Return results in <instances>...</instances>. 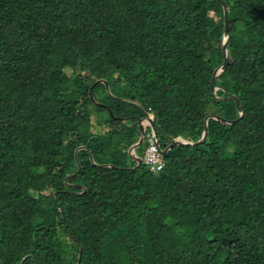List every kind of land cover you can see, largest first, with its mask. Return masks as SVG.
<instances>
[{
	"label": "trees",
	"instance_id": "1",
	"mask_svg": "<svg viewBox=\"0 0 264 264\" xmlns=\"http://www.w3.org/2000/svg\"><path fill=\"white\" fill-rule=\"evenodd\" d=\"M223 2L211 85L218 0H0V264H264V0ZM146 116L197 144L151 172Z\"/></svg>",
	"mask_w": 264,
	"mask_h": 264
},
{
	"label": "water",
	"instance_id": "2",
	"mask_svg": "<svg viewBox=\"0 0 264 264\" xmlns=\"http://www.w3.org/2000/svg\"><path fill=\"white\" fill-rule=\"evenodd\" d=\"M221 5H222V8H223V21H224V26H223V31H224V35H225V40H224V43L222 44V52H223V61L222 63L220 64V66H218L216 69H214L213 73H212V77H211V80H210V84L213 85V80L215 79V77L220 74L226 67V65L229 63V58L227 57L226 55V43H227V40H228V37H229V34H228V19H227V8L223 2V0H218ZM227 99H232L236 102V98L234 96H228ZM238 110L240 111V114L242 115V112H241V108L238 106ZM147 120H149L150 122V125L152 127V130L154 131V124H153V121L151 120V118L149 117H146ZM221 120V119H220ZM224 122V120H221ZM233 121H230V123H232ZM138 128L140 129L141 131V122L138 121ZM205 136H206V128L203 132V135H202V138L200 141H204L205 140ZM142 140H143V132L141 131V136H140V139L137 141V143H135L128 151V154L130 155V157L132 159H134L135 161H137L138 163H140V160L138 158H135L131 155V151L133 149H135L136 147H138L141 143H142ZM190 143L188 142H185V141H182V140H172L166 147L165 149L161 150L162 154L165 155V153L171 149L172 147L176 146V145H188ZM193 145L197 144V143H192ZM78 170H79V166H78Z\"/></svg>",
	"mask_w": 264,
	"mask_h": 264
},
{
	"label": "clouds",
	"instance_id": "3",
	"mask_svg": "<svg viewBox=\"0 0 264 264\" xmlns=\"http://www.w3.org/2000/svg\"><path fill=\"white\" fill-rule=\"evenodd\" d=\"M227 8V7H226ZM223 33H224V31H223ZM229 34V33H228ZM224 35V34H223ZM224 40H225V35L223 36V39H222V44L224 43ZM223 53V52H222ZM223 55V54H222ZM227 55V54H226ZM228 57V56H227ZM146 117H148V116H146ZM146 117H141L140 119H138V121H140L141 122V131L143 132V140L144 139H147L146 140V142H147V146L145 147V149H144V153H143V156L141 157V158H139V157H137V156H135L134 155V151H135V149H133L130 153H131V155L133 156V157H135V158H138L139 160H140V163H144L145 164V162H144V156H145V153H146V151H147V149L150 147V139L151 140H153L154 141V144H155V146L157 147V149H158V153H159V156H160V158H161V163H162V167L159 169V170H156V171H151L150 169H149V166L147 165V164H145L146 166H148V169L151 171V172H158V171H160L162 168H163V165H164V161H163V154H162V152H161V150H163L160 146H159V142H158V138H157V136H156V133H155V128H154V131L152 130V127H151V125H150V122H149V120H147L146 119ZM151 118V117H150ZM151 120H152V118H151ZM138 121H137V123H138ZM142 121H144V123L142 124ZM145 122H146V124H145ZM146 126H149L150 127V133H146ZM140 130V129H139ZM140 135H141V132H140ZM142 140V141H143ZM182 141H184V140H182ZM185 142H187V141H185ZM137 143V142H136ZM188 143H190V142H188ZM196 143V142H195ZM135 144V143H134ZM133 144V145H134ZM190 144H192V143H190ZM190 144H188V145H190ZM132 145V146H133ZM131 146V147H132ZM130 147V148H131ZM129 148V149H130ZM165 149V148H164ZM129 151V150H128ZM134 160V159H133Z\"/></svg>",
	"mask_w": 264,
	"mask_h": 264
},
{
	"label": "built area",
	"instance_id": "4",
	"mask_svg": "<svg viewBox=\"0 0 264 264\" xmlns=\"http://www.w3.org/2000/svg\"><path fill=\"white\" fill-rule=\"evenodd\" d=\"M144 162L149 166L151 171L159 170L162 167L161 158L158 153V149L154 144V141L150 139V147L147 149Z\"/></svg>",
	"mask_w": 264,
	"mask_h": 264
},
{
	"label": "rangeland",
	"instance_id": "5",
	"mask_svg": "<svg viewBox=\"0 0 264 264\" xmlns=\"http://www.w3.org/2000/svg\"><path fill=\"white\" fill-rule=\"evenodd\" d=\"M208 16L211 17V19L214 20V21L217 20V17H216V16H213L212 13H211V14H208ZM204 19H205V18H204L203 15H199V16H197V19L195 20V22L198 23V24H204V22H205ZM224 99H227V97H225ZM148 117H149V116H148ZM149 118H150V117H149ZM143 123H144V121H142V124H143ZM145 124H146V122H145ZM139 131H140V130H139ZM140 132H141V131H140ZM139 139H140V137H139ZM139 139H138V140H139Z\"/></svg>",
	"mask_w": 264,
	"mask_h": 264
}]
</instances>
